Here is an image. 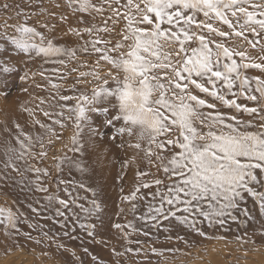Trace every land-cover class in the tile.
<instances>
[{
	"label": "snow or ice",
	"instance_id": "1",
	"mask_svg": "<svg viewBox=\"0 0 264 264\" xmlns=\"http://www.w3.org/2000/svg\"><path fill=\"white\" fill-rule=\"evenodd\" d=\"M23 4L0 3V13H7L0 15V75L16 70L13 61H42L32 78L45 82L48 96L37 107L47 105L40 111L49 122L24 109L32 117L29 128L38 125L39 133L17 124L16 146L6 143L0 168L5 236L33 239L20 228L35 227L27 214L7 206L23 204L33 219L51 220L70 240L107 246L97 240L104 212L99 193L84 179L63 175L88 176L84 134L103 138L101 127L147 165L137 168L129 194L125 175L117 177L125 205L117 216L133 220L111 227L125 242L133 233L149 236V228L204 236L205 225L244 226L256 219L249 198L264 221V0H59L56 11H46L42 0ZM65 36L78 43H57ZM10 49L22 55L5 59ZM20 79H29V71ZM5 188L19 191L10 199ZM82 250L92 264H103Z\"/></svg>",
	"mask_w": 264,
	"mask_h": 264
},
{
	"label": "rangeland",
	"instance_id": "2",
	"mask_svg": "<svg viewBox=\"0 0 264 264\" xmlns=\"http://www.w3.org/2000/svg\"><path fill=\"white\" fill-rule=\"evenodd\" d=\"M2 2L3 0H0V3ZM20 2L23 4V0ZM42 2L46 11H56L54 5L59 0H42ZM23 6L25 10H38V6L32 9H29L26 4ZM0 15H7V13H0ZM78 16H82L86 21L89 19L86 14H78ZM69 23L76 26L75 19H70ZM64 30L66 31V29ZM57 43L75 46L78 41L73 36H65ZM21 55V53L10 49L5 59L8 56L19 57ZM41 62L40 60H37L36 63L29 62L25 66L24 61L19 63L13 61L16 70L0 75V168L3 167L6 143L13 147L16 146L14 137L17 134V124L24 132L34 131L38 134L40 131L38 125L34 129L29 128L32 117L24 109H33L36 119L45 123L49 122L40 111V108H46L47 105L37 107L39 98L48 96V92L44 90L45 82L39 75L32 78V72L38 70ZM24 71H29V79L21 81L20 76ZM252 74L259 73L252 70ZM99 132L102 133L103 138L99 135L90 136L87 132L84 134V161L89 169L88 176L81 177L75 171L71 175L66 171L63 175L65 179L69 180L84 179L87 185L99 193L98 199L104 207V212L101 217L102 227L97 229V240L107 241V246L105 247L102 243H88L87 238L83 244L80 240H70L63 235V230L57 224H53L51 220L33 219V214L23 204L9 203L7 206L19 207L21 211L25 212L35 227L30 229L26 224L20 225L22 232L31 233L32 240H28L24 236L8 237L0 230V264H78L75 258L77 256L84 261V264H92L91 256L83 252V247H87L92 255H97L103 264H200L209 261L207 258L210 249H212V253L216 254V258H222L221 260H225L229 264H239L242 260H247L248 256L264 254V235L260 234L261 231H264V221L261 220L259 209L254 206L251 198L248 199L247 207L256 219L247 221L244 226H240L239 222L229 223L225 228H208L205 225L203 227L204 236L191 233L183 228L176 229L170 234L162 231L156 232L149 228L147 229L149 236L137 232L128 236V242H125L111 227L113 222L126 224L133 220L131 215L117 216L119 208L125 206L119 201L121 185L117 177L125 175L124 194H129L135 186L134 176L137 168L147 170V165L137 156L135 149L127 146V143L121 149L117 147L120 142L118 139L115 142L109 139L113 132L111 128L101 127ZM70 135V131L64 133L66 138ZM133 157H136L135 161H133ZM125 161H128L129 165L127 169L122 170L121 165ZM12 175L15 176L14 173ZM15 178L19 179V177ZM3 191L11 199L19 190L5 188ZM80 194L85 195L82 191ZM4 203L3 197L0 196V205ZM43 215L51 216L52 213H42ZM96 223L99 225L101 221H96ZM136 226L140 227L139 222L136 223ZM127 232L128 230L125 229V234ZM81 235L83 234L81 233ZM177 235L183 236L184 239H177ZM237 237L247 243L238 241ZM36 240H39L40 243H36ZM60 244H63L68 251L56 247ZM153 248L162 254H154ZM113 250L116 253H122V255H114ZM73 252L75 256L72 255ZM245 252L248 253L247 256H245ZM44 253H48V255L45 256Z\"/></svg>",
	"mask_w": 264,
	"mask_h": 264
},
{
	"label": "bare ground",
	"instance_id": "3",
	"mask_svg": "<svg viewBox=\"0 0 264 264\" xmlns=\"http://www.w3.org/2000/svg\"><path fill=\"white\" fill-rule=\"evenodd\" d=\"M211 250L212 249H210L209 256L207 258L209 261H206V263H200V264H229V262H226L225 260H221L222 258L221 259L216 258V254L214 252L212 253ZM262 259H264V254L257 255V256H248L247 260H242L239 264H261Z\"/></svg>",
	"mask_w": 264,
	"mask_h": 264
}]
</instances>
